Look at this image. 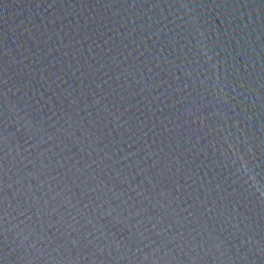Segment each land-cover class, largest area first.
<instances>
[{
    "label": "water",
    "instance_id": "water-1",
    "mask_svg": "<svg viewBox=\"0 0 264 264\" xmlns=\"http://www.w3.org/2000/svg\"><path fill=\"white\" fill-rule=\"evenodd\" d=\"M0 264H264V0H0Z\"/></svg>",
    "mask_w": 264,
    "mask_h": 264
}]
</instances>
